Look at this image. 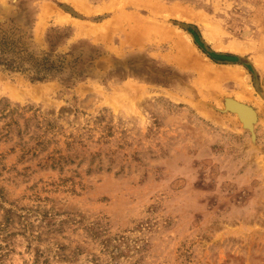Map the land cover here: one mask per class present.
<instances>
[{"label":"rangeland","instance_id":"1","mask_svg":"<svg viewBox=\"0 0 264 264\" xmlns=\"http://www.w3.org/2000/svg\"><path fill=\"white\" fill-rule=\"evenodd\" d=\"M0 264H264V0H0Z\"/></svg>","mask_w":264,"mask_h":264},{"label":"bare ground","instance_id":"2","mask_svg":"<svg viewBox=\"0 0 264 264\" xmlns=\"http://www.w3.org/2000/svg\"><path fill=\"white\" fill-rule=\"evenodd\" d=\"M186 16V15H185ZM229 106V105H228ZM232 109L237 111L238 112V116L241 117L242 121L248 125V126H253V120L256 121V119H253V115H252V112L251 110L246 106L244 105L243 103L241 102H234L232 104ZM240 114V115H239ZM243 124V123H242ZM247 129V127H244ZM251 129V128H250ZM253 129V127H252ZM253 131V130H252Z\"/></svg>","mask_w":264,"mask_h":264}]
</instances>
